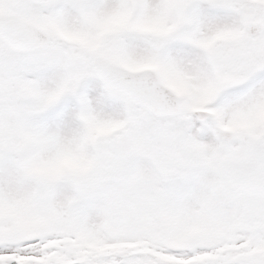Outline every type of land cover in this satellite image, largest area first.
Masks as SVG:
<instances>
[{
	"label": "snow or ice",
	"instance_id": "obj_1",
	"mask_svg": "<svg viewBox=\"0 0 264 264\" xmlns=\"http://www.w3.org/2000/svg\"><path fill=\"white\" fill-rule=\"evenodd\" d=\"M0 264H264V0H0Z\"/></svg>",
	"mask_w": 264,
	"mask_h": 264
}]
</instances>
